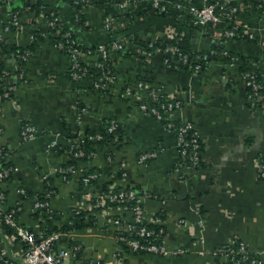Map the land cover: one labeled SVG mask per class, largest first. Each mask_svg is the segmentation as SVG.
<instances>
[{"label":"crops","instance_id":"obj_1","mask_svg":"<svg viewBox=\"0 0 264 264\" xmlns=\"http://www.w3.org/2000/svg\"><path fill=\"white\" fill-rule=\"evenodd\" d=\"M40 1L48 3V9L57 8L70 22L74 7L69 2ZM125 1L87 0L82 9L85 26L74 27L77 41L83 45L115 37L127 41L122 53L111 54L120 80L106 88L95 86V74L71 76V55L49 36L36 38L33 29L45 21L48 9L36 13L23 7L20 24L5 32L4 37L13 43L34 45L26 61L25 80L13 85L10 96L0 104V143L10 149L9 157L18 166L15 177L3 182L7 194L4 208L22 203L20 221L38 229L43 219L35 216L34 202L45 192L47 183L54 188L50 205L63 219L75 209L92 211L93 204L88 200L95 201L106 186L132 184L146 191L142 196L145 216L149 222L163 226L164 242L190 251L161 255L123 249L120 255V240L106 230L109 226L114 230L111 216L119 211L112 205L97 212L94 225L58 238V246L73 241L79 244L77 253L68 256L64 264H83L96 258L102 264H223L226 256L218 249L233 239L244 240L264 255V179L259 175V158L264 157V108L247 95L237 63L223 55L198 72L174 71L165 64L168 53L162 49L154 50L146 59L138 55L140 45L149 40L166 43L173 30L187 36L193 50L212 45L216 29L195 23L188 0H161L167 9L174 10V18L158 12L152 0L128 5ZM194 1L204 4L208 0ZM225 1L229 7H236L243 29L254 35L229 38L225 45L246 56L264 84L263 0ZM133 5L137 14L131 16L128 8ZM10 9L8 5L1 7L0 31L10 19ZM107 16L110 26L105 23ZM228 21H222L219 27H225ZM97 59V52L83 55L88 65H94ZM0 66L9 67L15 74L20 69L16 56L4 49H0ZM142 75L164 85L183 101L175 118L198 128L203 142L201 164H179L175 132L121 95L126 77L135 83ZM111 117L122 125L123 143L116 148L109 143L97 144L93 156L79 160L65 177L64 168L71 156L66 149H59L85 129H101ZM24 119L38 127L36 137H21ZM57 138L60 147L52 149L50 142ZM111 149L113 154H109ZM153 150L157 152L154 157L138 160L142 152ZM90 168L101 171L99 178L82 188L81 177ZM21 183L31 195L17 191ZM0 232V253L22 257L23 242L12 236L5 238Z\"/></svg>","mask_w":264,"mask_h":264},{"label":"built area","instance_id":"obj_2","mask_svg":"<svg viewBox=\"0 0 264 264\" xmlns=\"http://www.w3.org/2000/svg\"><path fill=\"white\" fill-rule=\"evenodd\" d=\"M86 3L87 0H83ZM189 1V9L190 12L194 16L195 23L200 25L203 28L216 29V39L225 40L229 38L236 37H245L250 36L253 37V33L248 32L247 29H243L242 21L239 15L236 14V7H228L227 2L225 0H208L207 3L200 4L195 2L194 0ZM79 0H75V4H77ZM137 0H126L124 2L125 5L135 4ZM264 4V0L262 1ZM152 5L159 9L160 11L167 10V5L163 3L161 0H152ZM62 17L57 12L53 19H45L42 23L38 24L36 28H42L41 33L43 35L55 37L52 39L54 44L59 48H65L68 53L72 57V75L75 78H80L88 73L89 65L86 63L80 62V57L86 54H92L97 52L99 55V59L96 60L94 66L98 68V74H95V86L98 88H106L110 85L118 82L120 80L119 75L114 71V62L112 59V53L115 51H123L127 47V41L123 38H112L108 42H101L96 45V49L87 48L85 50L80 49L77 46V40L73 36L72 31L70 29L62 31L61 26ZM228 21L229 23L225 27H219V23L222 21ZM106 25H111V19L109 16L106 17ZM20 24V19L18 14L14 13L12 18H10L6 23H4L3 29L0 31V40H6L4 34L6 31L10 30L13 26H17ZM242 27V28H241ZM175 32L174 30L169 35V39H172ZM183 35V34H182ZM155 41V40H154ZM154 41H151L148 44V47L144 45H140L138 47L139 54H145L147 57L154 50H165L168 54L165 56V63L168 64L169 67L173 66L170 61L179 63L181 60L187 61L189 57H193L196 59L195 71H200L201 68L205 65V63L210 59V56L205 53L201 54L200 52L194 53V51H186L183 47H185V43H181L180 45L174 44H161L154 46ZM154 46V47H153ZM149 47H153L152 49ZM199 51V50H198ZM212 54H218V50L212 49ZM224 54H228V60L231 63H236L238 57L236 55L228 53L227 50L223 51ZM29 51L24 52L23 54H18L23 58H27ZM221 53H219L220 55ZM222 54V55H224ZM204 60V62H203ZM175 63V64H176ZM242 77L244 78L245 85H248L251 88V92L249 96L255 98L256 102L263 99L264 94L259 93L258 89L263 85L261 80L258 79L257 75L252 71H245L242 73ZM126 80V79H125ZM124 80V88L121 89V95L128 98L132 103H139L136 105L140 108V110L145 113L152 115L158 119L165 118L173 119L175 117L176 111L182 108L183 101L177 97L172 92H169L165 89L162 84H154L151 81L138 79L135 83L125 82ZM13 85H9L8 88L0 92V104L2 101V97H9L11 93V89ZM153 100L159 102V104H153ZM263 103V102H262ZM119 121L116 118H113L110 122H108L107 130L109 132L115 131L118 128ZM167 128L170 130L174 129V124L169 121L166 124ZM195 127V128H194ZM38 127L31 122L30 120H23L22 128H21V137L26 139H31L37 136ZM82 132L81 136L85 137ZM177 144L179 147L182 158L179 160V164L185 163V158H187V153L189 148L190 151V159L195 164L201 163V140H200V132L198 128L190 121L186 123H181L178 126L177 130ZM191 135L188 138V135ZM102 137V133H97L96 135H91V137ZM118 138V135H115ZM74 142V141H73ZM72 143V142H71ZM74 143L71 144V148L69 152L74 156H83L86 151L83 149H72ZM52 149H55L59 146L58 138L54 139L50 142L49 145ZM94 154V152H92ZM8 151L4 150L0 147V156L8 155ZM157 154L155 150L142 152L139 155V161H146L154 157ZM75 168L74 164H70L64 168L65 177H69L70 172H73ZM18 169L17 165H8L2 166L0 168V230H2L1 222L4 220L6 223L15 227L16 235L19 237V240L24 242L26 246H24L22 251V264H64L65 260L72 253H75L79 248V244L75 245H57L58 238L64 233H71L72 231H56L51 233L45 238L39 239L37 237L36 231L29 228L28 226L20 223L17 218V212L20 210L21 205L18 203L16 206L11 207L10 210H6L4 208V203L6 202V191L3 188V182H6L7 179L13 172ZM98 173L96 171L90 172L84 175L83 180L85 184L91 180V178L96 177ZM259 175L264 179V157L259 158ZM114 185H110V188H114ZM17 191L21 194H26V188L23 186H18ZM53 189L46 190L44 192L45 197L39 198L38 196L34 202V209H44L47 208L50 211L52 207L50 205V198ZM139 190L135 187L129 185L124 186L116 192L110 193H101L99 194L95 200V204L97 206H103L106 202V197H109L111 201H125L132 200L136 197L135 203L133 205H117V209H119L118 214L114 213L111 216V221L113 227L116 229L115 236L117 239L125 243L128 247L135 251H146L148 253L155 254H181L190 251L187 247H170L164 241L159 242L152 237L154 233L156 234L155 229H152L147 224V218L144 213V198L139 197ZM88 192L84 195L85 198ZM49 197V198H48ZM86 199L84 200V202ZM89 204H93L94 201L88 200ZM163 231V229H161ZM4 233L5 238H9L11 235L8 233ZM135 233V235H133ZM15 238V236H12ZM231 243H233L231 241ZM222 245L219 247L218 252L223 253L226 257L223 264H264V255L263 253L251 249L244 240H241L238 243V246L232 245ZM122 249V248H121ZM121 249L118 251L120 254ZM253 250L254 252H251ZM7 254L2 252L0 253V260H5L8 262ZM83 264H101V260L96 258L94 260H86Z\"/></svg>","mask_w":264,"mask_h":264},{"label":"trees","instance_id":"obj_3","mask_svg":"<svg viewBox=\"0 0 264 264\" xmlns=\"http://www.w3.org/2000/svg\"><path fill=\"white\" fill-rule=\"evenodd\" d=\"M65 1L69 2L74 7L73 15H72V18H71L70 22H67L66 20L62 19V23H60L59 25L61 26V28H62L61 30L62 31L70 29L72 31L73 36L77 40V36H76V32L74 31V27L75 26H77V27L85 26V18H84V14H83V10H82L83 9V5L85 3H84L83 0H79V2L77 4L74 3L75 0H65ZM3 5L10 6V8H11L10 9V11H11L10 18H12L14 13H16V14H18V16H20V12H21L20 10L23 7H28L29 9H33L36 13L42 11L43 9L47 10L48 7H49L48 3L42 2L40 0L34 1V2H31L30 0H0V17L3 14L2 10H1V7ZM262 8H264V6H262ZM136 10L137 9L134 7V5L130 6L128 8V13L131 16H134L135 14H137ZM156 10L158 12H162V14H166L167 16L170 15L172 18H174V16H175V12H174V10L172 11V9H167L165 11H160L159 9H156ZM57 12L60 14L59 10L54 7V8L48 9L46 11V13L45 14L43 13V14L46 16L45 19H48V20L50 19L51 20V19L54 18L55 13H57ZM41 31H42V28H36L35 27L33 29V32L35 33L36 38H45L46 37L45 35H43L41 33ZM54 37H55V35L49 36V38H51V39H53ZM236 38H238V37H236ZM240 38H243V37H240ZM150 42H151V40H149L148 42H146L143 45L148 47V44ZM167 43L168 44H174V45H180L181 43H185V47H183V48L186 51H192V52L194 51V53L200 52L201 54L207 53L210 56V59L205 63V65L201 68L200 71L205 69L206 66H208V64L212 60H214V59L218 58L220 55L224 54V52H223L224 50H227L228 53L236 55L238 57L236 63L239 66V70H240L241 76H242V73L245 72V71H252L253 73H255L257 75L259 80H262L261 74L259 73V71H255V70L252 69V67L249 64L248 58L246 56H244L242 54H239V53H237L235 51H232L231 49L226 47L225 38L222 39V40L215 39L214 42L212 43V45L209 48L204 49V50H199V51L198 50H193L192 47L190 46L189 42H188V37L185 36L184 34L182 35V33H179V32L174 34L172 39H170L169 41L164 43V45L167 44ZM31 45L33 46L34 43H32ZM31 45H29V46H21V45H18L17 43H13V42H11L10 40H7V39L6 40H0V49H4L5 51H7L9 53L11 52L13 55H15L16 59L18 60V64L20 66V69L17 71L16 74L12 73L11 72L12 70L9 67L7 68V67L0 66V92L5 91L8 88L9 85H16L17 86L20 81L25 80V78H26V75H25V73H26V71H25L26 70V61L28 60L27 58H29L30 53L28 54L27 58H23L22 56H20L18 54H23L24 52L31 50L30 49V48H32ZM96 45L97 44H95V45H83L82 43L77 41V46L80 49H83V50H85L87 48H92L94 50V49H96L95 48ZM156 45H161L158 40L154 41V46H156ZM153 47H149V48L152 49ZM60 49L68 53V51L65 48H60ZM212 49L218 50V54H212V52H211ZM117 52L122 53L123 51L121 50V51H117ZM219 53H221V54L219 55ZM225 55L229 56L226 53V54L223 55L225 58H227V56H225ZM140 56L143 59H146V57H147V55H145V54H140ZM164 59H165V57H164ZM80 62H82L83 64L84 63L86 64V62L83 60V57H80ZM203 62H204V60H203ZM170 63H172V65H173L170 68L173 69L174 71L194 70L195 69V64H196V59H194L193 57H189V59L187 61L181 60L179 63L170 61ZM166 65H168V64H166ZM70 71H71L70 75L72 76V71H73V67L72 66H71ZM94 74H98V68L96 66H94V65H89V70H88V73L86 75L93 76ZM125 79L124 80L127 83L132 81L131 78H129V77H128V79H127V77ZM138 79L148 80V81H151L152 83L156 84V81H154L153 79H149V78H147V77H145L143 75L139 76ZM123 88H124V86L122 87V89ZM13 90L14 89H11V92ZM252 90H251V88L248 85H246V93H247L248 96H249V93ZM258 92L264 94V84L258 89ZM5 98L6 97H2V100H4ZM137 103H139V100L137 101ZM153 104H159V102H157L156 100H153ZM258 104H259L260 107L264 108V96H263L262 100L258 101ZM112 119H113V117L108 118L107 121L105 122L104 126L101 129L91 130V129L88 128V129L83 130V132H84L83 135H85V137L81 136L82 132L80 133L79 137H78V135H74L75 137H77V139H74V140L71 141L72 143H74L72 149H83V150L86 151V153L83 156H74L70 152V156L71 157H70V160L67 162L66 166H68L70 164H74L75 167H76L78 165V161L79 160L90 159L93 156L92 152H94L96 150V145L99 144V143H101V144L109 143L115 148L119 147L120 144L123 143V141H124V131H123V128H122V125H121L120 122H119L118 128L115 131L109 132L107 130L108 122H110ZM159 120L162 121L165 125L168 124L169 121H171L174 124V129L172 131H174L175 134L177 133L178 126L181 123H186L187 122V121L179 120V119H177L175 117L173 119H168V118H165V116L163 117V119H159ZM97 133H102V137H96V136L91 137V135H96ZM115 135H118V138H116ZM176 136H177V134H176ZM190 136L191 135L189 134L188 138H190ZM200 140H201V150H202L203 142H202L201 136H200ZM71 142L68 145H66L65 147L60 148L59 150L66 149L67 151H69L70 148H71L70 146L72 144ZM0 147H2L4 150L8 151V153H9L7 156L6 155L0 156V168L2 166H8V165H11V164L16 165L10 159L11 157H9L10 156V149L7 146L3 145L2 143H0ZM59 147H60V144H59V146L56 147V149L59 148ZM179 147L182 148V146H178V149H179ZM190 151H191V148H189V151H188V153L186 155L187 158H185V161H186L185 163L186 164H189L192 161L190 159ZM110 153L113 154V149H111V151H109V154ZM179 155H180V158H179V160H180L182 158L180 152H179ZM201 163H202V156H201ZM90 171L91 172L96 171L98 173V175L96 177L91 178V180L88 182V184L92 183V182H96L98 180V178H99L98 176L100 175V172H101L98 169L95 170L94 168H90V169H88V171L86 173H90ZM14 174H15V172H13L6 179L10 181V179H13L15 177ZM70 174H71V172H70ZM83 177H81L82 178V180H81L82 181V188L83 187L87 188L88 184H85V182L83 180ZM129 185H131V186H133V187H135L136 189L139 190V193H138L139 197H142V196H144L146 194L145 193L146 191H143L138 186H135V185H132V184L115 185V187L112 188V190H111L110 186L109 187L106 186L104 188L103 193L107 194V193H110V192H116L119 189H121L122 187L129 186ZM21 186L24 187V184L21 183ZM49 189H53L51 183H47L45 191L46 190L48 191ZM28 194L31 195V193L28 192V189L26 188V195H28ZM52 195H53V193H52ZM52 195H51V197H52ZM22 197H24V196L22 195ZM44 197H45L44 193L39 195V198H44ZM136 199H138V197H136V198H134L132 200L111 201L109 197H106V202H105V204L103 206H97L95 204V202H96V200H95L94 201L95 205H94V207H92V211L88 212V211H85L84 209H75L74 212L69 216L68 219H63V217H61V215L57 214L54 209H52L51 211L49 209H47V208L37 209L34 212V214H35V216H38V215L41 216L43 221H42V224H41L40 228H38V229L31 228V229L36 231L37 237L39 239H42V238H45L48 235H50L51 233H54L56 231L67 232V231H72V230H76V229H79V228H83V227H86V226L94 225L96 223L97 219H98V217L96 215L98 211H100V210H102L104 208H108V207H110L112 205H115V204H117V205L118 204L119 205L127 204V205L130 206V205H133L135 203ZM20 205H21V208L17 212V218H18L19 221H20V214H21L22 209H23L22 203H20ZM11 207H13V206H11ZM11 207L6 208V210H10ZM20 223H22V222L20 221ZM147 224H148L149 227H151L152 229H155V231H156V234L154 233L150 237H152L153 239H155V240H157L159 242H163L164 241L163 237H162L163 231H161V229H163V226L160 223L149 222L148 220H147ZM1 227H2V230L5 233H8L11 236H15V239H19V237L16 235L15 227H13L10 224L6 223L4 220H2V222H1ZM106 230L108 232H112L114 234L116 233V229L114 228V230H113V229H111L110 226L106 227ZM2 234H3V232H2ZM133 235H135V233H133ZM241 240L242 239H235V240L233 239L232 240L233 243L228 241V242H226L223 245H228V244L231 243L232 245L238 246V243ZM120 243H121V246H122L121 251H123V249L135 251V250H132L130 247H128L122 241H120ZM23 244H24V246H26V244L24 242H23ZM75 244H78V243L76 241H73V242H71L70 245L73 246ZM78 249H77V251H78ZM77 251H76V253H77ZM135 252L148 253L146 251H135ZM251 252H254V251L251 250ZM120 255H122V254L120 253ZM7 259H8V262H6L5 260H0V264H22L21 263L22 262V257H13L12 255L11 256L8 255ZM87 260H94V259H87ZM101 264H102V261H101Z\"/></svg>","mask_w":264,"mask_h":264},{"label":"water","instance_id":"obj_4","mask_svg":"<svg viewBox=\"0 0 264 264\" xmlns=\"http://www.w3.org/2000/svg\"><path fill=\"white\" fill-rule=\"evenodd\" d=\"M189 164L193 165V162L191 161Z\"/></svg>","mask_w":264,"mask_h":264},{"label":"bare ground","instance_id":"obj_5","mask_svg":"<svg viewBox=\"0 0 264 264\" xmlns=\"http://www.w3.org/2000/svg\"><path fill=\"white\" fill-rule=\"evenodd\" d=\"M138 55H140V54H138Z\"/></svg>","mask_w":264,"mask_h":264}]
</instances>
